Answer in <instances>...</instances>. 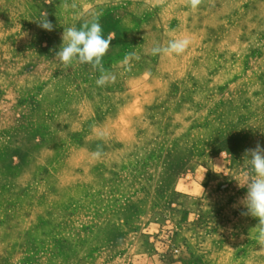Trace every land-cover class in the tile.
<instances>
[{
  "label": "rangeland",
  "instance_id": "obj_1",
  "mask_svg": "<svg viewBox=\"0 0 264 264\" xmlns=\"http://www.w3.org/2000/svg\"><path fill=\"white\" fill-rule=\"evenodd\" d=\"M96 14L109 53H143L110 90L55 58ZM257 143L264 0H0V264H264L239 184Z\"/></svg>",
  "mask_w": 264,
  "mask_h": 264
},
{
  "label": "clouds",
  "instance_id": "obj_2",
  "mask_svg": "<svg viewBox=\"0 0 264 264\" xmlns=\"http://www.w3.org/2000/svg\"><path fill=\"white\" fill-rule=\"evenodd\" d=\"M158 2H162V0H158ZM184 3L196 10L203 0H184ZM36 22L46 31L51 32L54 29L47 13H43ZM115 38L112 33L105 38L102 25L99 22V15L96 14L79 28L76 26L64 28L61 37L62 44L56 52L55 58L65 69H69L73 64L90 65L93 70L100 72V76L96 79L97 86L104 87L116 79L115 74L107 70L103 64V58L111 47V41ZM190 44L191 40L187 37L175 38L169 40L166 46L155 44L150 49V54L153 56L180 55ZM130 58L139 60V56L135 52L126 53L123 63L128 66L127 70H130ZM102 155V148L98 145L96 151L92 153V157L100 159ZM245 160L247 170L244 172V182L243 184L239 183L241 187L247 188L246 195L241 200L246 209V212L242 214L250 215L258 220L255 227L258 230V242L264 247V147L257 143L255 148L246 149Z\"/></svg>",
  "mask_w": 264,
  "mask_h": 264
},
{
  "label": "crops",
  "instance_id": "obj_3",
  "mask_svg": "<svg viewBox=\"0 0 264 264\" xmlns=\"http://www.w3.org/2000/svg\"><path fill=\"white\" fill-rule=\"evenodd\" d=\"M116 44H117L116 45L117 48H121V47L125 48V45L123 44V41H121V42L118 41ZM126 46H127L128 49L127 50L124 49V51L120 55H118V54L113 55V52L112 53L111 52L110 53L108 52L104 56V58H103V64H104V67L107 70H109V71L112 72L113 65L116 64L117 62L121 61V60H124V57H125V54L126 53L135 52L139 56V59L142 57L143 53L142 52H139L136 49L137 48V47H135L136 44H134V46H133L132 45V42L131 43L128 42L126 44ZM145 55H146L145 56V59H147V56L153 57V55H151L150 52L147 53V54H145ZM157 56L159 58V56H161V55H157ZM129 61H130V64L129 65L132 66V67H134V71L137 70V67L138 66H141L142 65L141 61L140 60H136L135 58H130ZM158 68H159V62L157 61L156 65H154L153 71H156ZM88 71L93 74V75H91V74H89V73L86 72V76L90 77L91 79H94L95 77L98 78L100 76V72L99 71H96V70H93L92 68L88 69ZM109 85L110 84H108L107 86H105V88H107L108 90H110L109 89L110 88Z\"/></svg>",
  "mask_w": 264,
  "mask_h": 264
}]
</instances>
